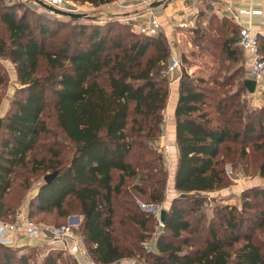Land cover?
Instances as JSON below:
<instances>
[{
	"label": "trees",
	"instance_id": "1",
	"mask_svg": "<svg viewBox=\"0 0 264 264\" xmlns=\"http://www.w3.org/2000/svg\"><path fill=\"white\" fill-rule=\"evenodd\" d=\"M115 1L73 0L92 7ZM31 3L37 9L9 2L0 7V57L15 66L20 84L1 119L0 221L14 215L16 206L7 201L13 190L20 197L31 176L42 179L57 172L29 201L27 216L39 222L34 212L55 211L61 219L79 215L76 232L95 264L126 259L264 264L262 242L241 235V210L218 207L207 225L197 214L208 201L203 193L228 186L220 158L227 145L249 144L256 136L251 148L261 160L257 173L264 177V104L250 109L242 100L244 80L235 85L228 78L210 88L203 78L182 72L174 112L179 195L153 249L146 250L157 222L137 202L159 205L166 199L168 171L157 143L170 93L168 42L161 34L130 30L131 37L126 36L114 20L58 17ZM228 22L235 39L226 38L223 46L233 59L237 28ZM259 50L264 58V38ZM262 96L264 102V89ZM244 156H249L245 149ZM263 194L244 193L242 210H253L246 200ZM260 215L263 226L264 212ZM240 241L243 245L235 249ZM39 251L45 254L41 264H78L71 255L39 245L0 246V264H28Z\"/></svg>",
	"mask_w": 264,
	"mask_h": 264
},
{
	"label": "rangeland",
	"instance_id": "2",
	"mask_svg": "<svg viewBox=\"0 0 264 264\" xmlns=\"http://www.w3.org/2000/svg\"><path fill=\"white\" fill-rule=\"evenodd\" d=\"M32 0H0V7L4 3H11L12 5H23L37 9ZM78 8L77 14H85L89 17L97 19L99 17L93 10H88L82 5L75 3ZM200 13L195 21H186L188 28L176 31L177 34V48L170 49L171 55H175L180 60V69L176 72H186L188 75L197 78H203L207 87L214 88L216 84L227 81L228 78L234 79V84L237 85L241 80H247L248 74L246 69L245 56L236 44H232L231 50L234 52V58L228 56L223 46L224 41L227 39H235V35L231 33L232 26L228 22L226 15L218 9L215 3L210 0H202L200 4ZM223 14V15H222ZM224 16V17H223ZM112 19L117 24L123 26L125 29L123 34L131 37L129 31L131 30L136 34V29L130 22H124L122 15H115ZM113 18V17H112ZM109 19V18H108ZM98 20V19H97ZM230 21V20H229ZM137 35V34H136ZM165 41L167 38L161 34ZM53 41H56L54 39ZM168 42V41H167ZM174 53V54H173ZM242 69V71L240 70ZM173 73H168L170 83ZM178 73L173 77L175 78ZM0 118L3 119L10 108V103L15 96L16 91L20 88L17 80L15 66L6 58L0 57ZM216 84H215V83ZM235 89V87L233 88ZM255 96L249 95L246 91L242 100L246 101L250 109H259L264 104L262 91H255ZM255 98L257 101H255ZM256 102V103H255ZM257 107V108H256ZM51 115V111L49 112ZM249 144L227 145L222 158V167L224 169L228 186L222 190L211 193L209 197L211 201H207L202 210L197 214L204 216L206 221L203 225L213 218V211L218 207H236L242 211V216L245 223L241 229V235H248L253 240L262 242L264 245V225L262 226V219H259L260 213L264 212V194L259 195L256 199L248 198L246 201L250 203L253 210H242L244 199L242 195L248 191L255 189L264 191V177H261L257 172V168L261 162L260 157L252 152L251 145L257 143L256 136L252 137ZM244 149L248 157L244 156ZM160 150V149H159ZM43 183V178H34L31 176L29 184L30 187L19 197L18 189L11 192L7 198L8 202L12 203L14 208V215L24 209L28 211L29 201L35 196L38 188ZM21 199V200H20ZM19 200V201H18ZM16 201L18 204L16 205ZM143 203H146L143 201ZM195 214V215H197ZM194 215V216H195ZM190 215V219L194 217ZM261 216V215H260ZM12 217V218H13ZM70 217H80L79 215H72ZM68 217V218H70ZM33 218L37 223L44 224H64L67 219H61L57 216L56 212L52 213H37L34 212ZM162 229V228H161ZM161 229L156 226L150 239L144 243L145 249H153L152 242L157 238ZM157 233V235H155ZM241 237V236H240ZM243 245L240 241L234 246L237 249ZM44 252H36L35 255L29 260L28 264H41L44 257Z\"/></svg>",
	"mask_w": 264,
	"mask_h": 264
},
{
	"label": "built area",
	"instance_id": "3",
	"mask_svg": "<svg viewBox=\"0 0 264 264\" xmlns=\"http://www.w3.org/2000/svg\"><path fill=\"white\" fill-rule=\"evenodd\" d=\"M49 7L68 13L77 14L78 8L72 0H40ZM191 12L195 19L199 15L197 4L191 8ZM226 17L237 28V47L245 56L246 69L248 79L255 81L256 90L263 91L264 89V58L259 50V40L264 37V29H255L251 25V17L256 14L250 7L238 9L233 4H227L224 8ZM146 20L141 23L136 31L138 35H145L149 37L156 36L162 33V25L159 18L152 12L147 13ZM247 18L246 23H243L241 18ZM178 30L188 28L186 21H181L176 25ZM180 69V60L171 55L169 60L168 72L173 73ZM255 90V91H256ZM255 94H253L254 96ZM165 152L167 148H164ZM138 208L141 212L152 216L157 222V226L161 229L163 226L159 222L160 213L165 209L164 202L162 204H150L137 202ZM68 218L66 224L60 226H53L44 223H37L30 220L24 209L19 211L11 219V221H0V246L10 248H22L25 246H47L56 250H60L68 255H71L79 264L77 257L86 254L82 239L76 232L78 224L70 221ZM157 235V233H155ZM158 237V236H157ZM22 238H27L33 242L30 245H23ZM90 264H95L90 261ZM116 264H147L144 261L137 259H126Z\"/></svg>",
	"mask_w": 264,
	"mask_h": 264
},
{
	"label": "crops",
	"instance_id": "4",
	"mask_svg": "<svg viewBox=\"0 0 264 264\" xmlns=\"http://www.w3.org/2000/svg\"><path fill=\"white\" fill-rule=\"evenodd\" d=\"M210 1L212 3H215L218 9L221 10L223 14L225 5L227 4H233L237 6L239 10L244 7L252 8L253 11L256 12V14H254L250 19L252 27L255 29H264V0ZM201 2L202 0H117L111 4H107L104 6L92 7L88 5H83L82 7L88 10H93L92 12H95L99 16L95 18H97L100 22L112 20L115 18V15H122V17L124 16L123 21L130 22L131 25L136 29V31L140 27L141 23L146 20L148 15L147 13L150 11L159 18L160 23L162 25V33L160 34H163L167 38L168 45L173 51V48H177L176 31H179L177 28L174 27H176V25L179 24V22L181 21H195L198 17L196 19L195 17H193L191 8L194 4H197L200 13ZM156 3H158L159 6L152 7V5ZM241 20L243 23H246L247 18L243 16ZM176 73H178L179 75L177 74L178 76L174 78L173 76ZM180 77L181 73L176 71L173 72L171 76L172 83H170V93L167 100L166 108L163 113V133L157 143L159 149L162 151L165 157L166 168L168 171L166 199L164 201L166 210L169 209L172 200L179 195L174 187V176L178 162V149L176 145L174 112L178 101V83ZM255 101H257L256 98ZM165 147L167 148L166 152L164 150ZM202 195L207 196L208 201H211L209 198L212 197L211 193H203ZM22 243L24 246L33 244V242L27 238H22L20 244ZM152 245L154 247L155 240H153ZM77 259L79 264H90L91 261L88 256L85 255H81L77 257Z\"/></svg>",
	"mask_w": 264,
	"mask_h": 264
},
{
	"label": "water",
	"instance_id": "5",
	"mask_svg": "<svg viewBox=\"0 0 264 264\" xmlns=\"http://www.w3.org/2000/svg\"><path fill=\"white\" fill-rule=\"evenodd\" d=\"M35 1L38 5H40L42 8L51 11L53 14L57 15L58 17H68V18H72V19H79L82 17L81 14H74V13H68V12H63V11H59L56 9H53L51 7H49L48 5H46L45 3H43L40 0H33ZM159 6L158 3L153 4L152 7H157ZM244 88L245 91L249 94V95H253L255 93L256 90V83L255 81L251 80V79H247L244 81ZM0 126H1V118H0ZM57 176V172H54L52 174L46 175L43 178V181L45 184H49L55 177ZM168 216V210L164 209L161 211L160 213V217H159V222L160 224L164 227L166 218ZM71 222H74L75 224H78L80 221V217H71L70 219Z\"/></svg>",
	"mask_w": 264,
	"mask_h": 264
}]
</instances>
